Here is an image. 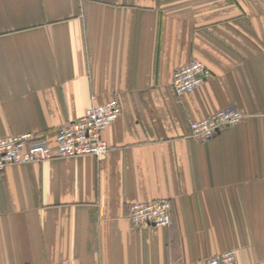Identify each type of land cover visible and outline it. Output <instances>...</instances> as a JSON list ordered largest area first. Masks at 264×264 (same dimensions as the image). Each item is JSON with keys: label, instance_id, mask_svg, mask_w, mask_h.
Masks as SVG:
<instances>
[{"label": "crops", "instance_id": "crops-1", "mask_svg": "<svg viewBox=\"0 0 264 264\" xmlns=\"http://www.w3.org/2000/svg\"><path fill=\"white\" fill-rule=\"evenodd\" d=\"M194 58L212 77L172 88ZM117 97L110 150L0 172V264L264 262V0H0V138L56 131ZM244 117L213 139L191 123ZM168 198L169 226L137 225Z\"/></svg>", "mask_w": 264, "mask_h": 264}, {"label": "built area", "instance_id": "built-area-1", "mask_svg": "<svg viewBox=\"0 0 264 264\" xmlns=\"http://www.w3.org/2000/svg\"><path fill=\"white\" fill-rule=\"evenodd\" d=\"M211 69L204 61L194 58L176 69L172 88L178 95L193 92L211 77ZM117 97L106 103L90 106L80 118L61 126L56 131V144L50 146L31 132L8 134L0 138V172L10 164L41 162L50 158H68L92 154L104 158L110 150L104 138L107 130L122 113ZM244 115L235 109H222L191 123L192 136L208 141L225 127L239 124ZM172 203L168 198L137 201L130 206L129 218L137 225L169 226L172 223ZM237 249H230L193 263L177 264H264L242 263Z\"/></svg>", "mask_w": 264, "mask_h": 264}]
</instances>
